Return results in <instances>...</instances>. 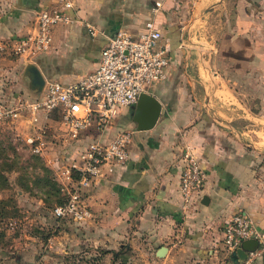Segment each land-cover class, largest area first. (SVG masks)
Returning <instances> with one entry per match:
<instances>
[{
  "label": "crops",
  "instance_id": "crops-1",
  "mask_svg": "<svg viewBox=\"0 0 264 264\" xmlns=\"http://www.w3.org/2000/svg\"><path fill=\"white\" fill-rule=\"evenodd\" d=\"M72 1L74 8L67 13L74 23L54 28L49 54L35 60L4 58L0 68L4 100L15 104L42 93L31 88L25 75L29 64L36 66L45 83H77L97 70L110 38L120 30L139 34L148 21L155 20L164 32V42L172 45V54L186 50L192 62L198 55L195 62L204 67L206 78L212 84L222 80L207 101L209 107L216 98L222 101V118L197 107L200 99L195 85L203 84L205 96L209 86L188 70L171 66L168 83L148 93L163 106L151 130L138 131L133 119L128 120L130 115L133 118L130 108L107 131L94 128L76 141L67 142L57 112L48 120L42 117L37 125L31 124L30 117L9 123L13 131L23 141L45 126L50 145L43 159L59 176L90 145L109 144L119 133L132 132L128 163L86 191L85 203L92 213L89 222L102 224L108 233L116 230L117 236L137 227L136 234L146 247L156 248V255L167 247L168 257H183L194 264L221 263L222 259L225 264L224 228L233 215L247 212L264 235V0ZM55 2L0 0V42L31 33L40 12L53 8ZM157 3L162 8L155 13ZM218 14L225 24L222 49L215 56L213 47L201 48L191 39L199 22L210 19L211 24ZM186 32L189 38L185 40ZM179 79L190 80L191 87L177 83ZM187 95L192 106L185 103ZM187 146L200 159L205 180L193 204L183 211L181 168ZM205 197L208 204L203 203ZM259 252L251 264H264V239Z\"/></svg>",
  "mask_w": 264,
  "mask_h": 264
},
{
  "label": "built area",
  "instance_id": "built-area-1",
  "mask_svg": "<svg viewBox=\"0 0 264 264\" xmlns=\"http://www.w3.org/2000/svg\"><path fill=\"white\" fill-rule=\"evenodd\" d=\"M73 8L72 0H56L53 8L40 12L31 33L0 42V68L6 56L35 60L49 54L54 46V28L74 23L67 13ZM160 8L162 5L157 3L155 13ZM91 33L95 35L93 29ZM172 58L170 44L164 42V32L155 20L148 21L139 34L120 30L108 40L97 70L77 83L66 85L46 81L42 93L34 100L23 99L15 104L4 100L0 94V125L27 117H30L32 125H37L42 117L48 120L57 112L61 119V132L67 142L78 140L94 128L105 132L123 110L138 103L142 94H148L154 86L168 81ZM132 139L133 133L126 131L116 135L109 144L94 143L79 154L62 176L55 173L61 192L67 198L64 205L53 209L55 219L73 220L80 224L92 219L85 203L86 191L96 182L108 180L117 167L128 163ZM23 142L33 155L43 158L50 145L47 128L39 127ZM182 156L180 191L182 210L186 211L203 186L205 171L190 146L184 148ZM10 225L14 228V223ZM263 239L264 235L256 228L253 218L240 211L224 228L226 256L230 260L231 254L249 240H256L260 248ZM259 248L248 254L245 264H251L260 257Z\"/></svg>",
  "mask_w": 264,
  "mask_h": 264
},
{
  "label": "rangeland",
  "instance_id": "rangeland-1",
  "mask_svg": "<svg viewBox=\"0 0 264 264\" xmlns=\"http://www.w3.org/2000/svg\"><path fill=\"white\" fill-rule=\"evenodd\" d=\"M222 19L220 14L213 18L211 24H208L210 19L207 22L203 19L195 28L191 41L201 48L213 47L217 56L222 49V25L225 24ZM187 38L186 32L185 40ZM172 57V69L188 70L197 81L209 86L208 95L205 96L201 94L203 84L195 85L200 99L197 107L216 118H222V101L219 98L212 105L209 103L211 107L207 106L209 97L222 84V80L212 84L206 78L204 67L195 62L199 60L198 55H194L196 58L192 62V55L180 49ZM178 81L182 82V86L191 87L190 80ZM185 98V103L192 106L191 96ZM128 120L132 121V115ZM13 128L9 123L0 125V264H194L178 256L159 258L155 253L156 248L146 247V243L140 239L142 237L136 234L135 224L133 230L120 231L117 236L116 230L108 233L97 222L80 224L73 220L55 219L52 212L62 200L63 193H59L58 187L52 190L47 181L42 180L54 182V177L57 181L56 174L52 171V176L51 172L49 175L44 172L43 169L47 167L43 161L34 157ZM11 223H14V228ZM223 261L233 264L226 253ZM220 262L208 264H222V259Z\"/></svg>",
  "mask_w": 264,
  "mask_h": 264
},
{
  "label": "water",
  "instance_id": "water-1",
  "mask_svg": "<svg viewBox=\"0 0 264 264\" xmlns=\"http://www.w3.org/2000/svg\"><path fill=\"white\" fill-rule=\"evenodd\" d=\"M26 77L30 80L31 88L36 92H42L45 81L37 73V68L33 64H29L25 70ZM133 121L137 124L138 131H148L153 129L158 123L162 115V103L150 94H142L138 103L132 107ZM209 198L205 197L204 204H208ZM259 244L256 240L246 241L242 248L231 254L230 259L233 264H241L248 260V254L258 250ZM169 249L162 247L158 251V257L164 258L168 254Z\"/></svg>",
  "mask_w": 264,
  "mask_h": 264
},
{
  "label": "trees",
  "instance_id": "trees-1",
  "mask_svg": "<svg viewBox=\"0 0 264 264\" xmlns=\"http://www.w3.org/2000/svg\"><path fill=\"white\" fill-rule=\"evenodd\" d=\"M34 157H36L37 158V160H39V161H43V163L45 164V167H47V165H46V163H45V161H44V159L41 157V156H37V155H34ZM44 170V172L47 174V175H49L50 174V172L52 173V176H53V172L47 167V168H44L43 169ZM47 178H48V176H47ZM42 180V179H41ZM53 180H54V182L53 181H50L49 179L48 180H42V181H47V184L51 187V189L52 190H55L56 189V187H58V191H59V193L60 194H62V192H61V187H60V184L54 179V177H53ZM41 181V182H42ZM44 183V182H43ZM44 187H46V184H44ZM62 200L59 202V203H57L56 205H55V207L56 206H62V205H64L66 202H67V198H66V196L64 195V194H62ZM54 207V208H55Z\"/></svg>",
  "mask_w": 264,
  "mask_h": 264
}]
</instances>
